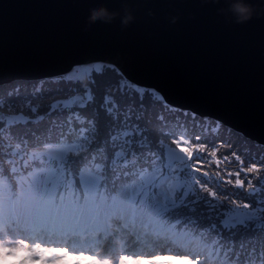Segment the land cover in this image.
<instances>
[{"label": "snow or ice", "instance_id": "6c2138e0", "mask_svg": "<svg viewBox=\"0 0 264 264\" xmlns=\"http://www.w3.org/2000/svg\"><path fill=\"white\" fill-rule=\"evenodd\" d=\"M254 19L264 15L238 25ZM73 41L62 55L81 54ZM190 50L210 53L158 49ZM85 63L113 78L80 86L72 72ZM209 162L224 173L204 170ZM0 231L22 237L9 253L81 259L77 246L129 245L195 264H264V138L189 117L115 61L71 58L36 77L0 65Z\"/></svg>", "mask_w": 264, "mask_h": 264}, {"label": "water", "instance_id": "95a60500", "mask_svg": "<svg viewBox=\"0 0 264 264\" xmlns=\"http://www.w3.org/2000/svg\"><path fill=\"white\" fill-rule=\"evenodd\" d=\"M96 3L124 7L123 0H0V65L11 75L36 77L71 58L115 61L131 79L159 88L169 104L264 138V20L232 24L220 11L226 0H128L135 19L127 27L119 18L89 26ZM73 39L81 54L62 55ZM193 47L210 53L158 51Z\"/></svg>", "mask_w": 264, "mask_h": 264}, {"label": "clouds", "instance_id": "9594fccd", "mask_svg": "<svg viewBox=\"0 0 264 264\" xmlns=\"http://www.w3.org/2000/svg\"><path fill=\"white\" fill-rule=\"evenodd\" d=\"M204 3H219L220 0H202ZM227 9H220L222 13L230 14L232 22L237 24L245 23L253 16L264 15V0L261 6H257L255 0H226ZM123 10H110L102 3L93 5L89 15V26L96 21L111 23L119 18L121 26L127 27L135 17L128 0H123ZM175 18H173V22ZM22 237L8 231H0V264H144L142 260L129 259L128 254L121 246H117L115 253L96 248L92 254L85 255L86 258L75 259L62 252H29L26 249L15 253L6 252V247H18ZM31 242V241H30ZM33 257H38L33 259Z\"/></svg>", "mask_w": 264, "mask_h": 264}, {"label": "rangeland", "instance_id": "374dc122", "mask_svg": "<svg viewBox=\"0 0 264 264\" xmlns=\"http://www.w3.org/2000/svg\"><path fill=\"white\" fill-rule=\"evenodd\" d=\"M95 67L100 68L101 65L96 64ZM92 71L93 70H90L89 64H83L79 67H76L74 69V71L72 72V75L74 78H78L79 83L81 84L83 81L86 80L87 77L92 75ZM102 76H104V75H102ZM111 77H112V74L110 76H109V74H105L102 81L111 80L113 78V77L112 78ZM212 119H214V118H211L210 120H212ZM221 135L224 136L226 139L229 136V134L226 131H224L223 129L221 130ZM209 139L214 140V137H209ZM151 251H154V253H155L154 257L145 258L144 253L140 252L139 256L131 257L129 259H135L138 261H140V260L143 261V259H148L147 262H149L151 264H195V261H190L187 257L176 258V257L172 256L170 253L162 252L159 249H152ZM33 259H37V258L33 257ZM147 262H144V263H147Z\"/></svg>", "mask_w": 264, "mask_h": 264}, {"label": "trees", "instance_id": "16d2710c", "mask_svg": "<svg viewBox=\"0 0 264 264\" xmlns=\"http://www.w3.org/2000/svg\"><path fill=\"white\" fill-rule=\"evenodd\" d=\"M105 67H108V65L105 64ZM105 74H109V76H110L112 73L109 71V72H107V73H105ZM105 74H103V75L105 76ZM100 76H101V77H100ZM104 76H102L101 74H99V72L92 71V75L89 76V77H87L86 80L83 81V82L80 84V86H86V85L92 84V82H93L94 80L102 81ZM111 78H112V77H111ZM179 109H181V108H179ZM4 111H5V113L7 114L6 109H5ZM191 113H192V112H191L190 110H188L189 117L191 116ZM200 118H202V117H200V116L197 115V119H200ZM206 118H207V117H206ZM207 119L210 120L211 118H207ZM214 121H216V120H214V119L210 120V122H214ZM225 126L227 127V125H225ZM178 146L180 147L181 151H184V152L190 154V152H191V148H190V147H187V146H180V145H178ZM192 147H198V146H197V145H192ZM214 147L218 148V147H219V144H214ZM225 151H226V149H225ZM203 155L207 156L208 154H207V153H204ZM194 167H195V165H194ZM203 168H204V170L209 171L210 173H214V172H216L217 170H220V171L222 172V174H223L224 171H225V163L222 162V163L218 166V168H217V167H213L212 163L209 162V163H205V165L203 166ZM212 179L215 180V177L213 176Z\"/></svg>", "mask_w": 264, "mask_h": 264}]
</instances>
